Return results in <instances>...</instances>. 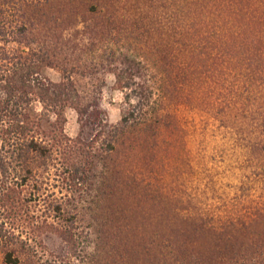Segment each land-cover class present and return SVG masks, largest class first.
<instances>
[{"label":"rangeland","instance_id":"obj_1","mask_svg":"<svg viewBox=\"0 0 264 264\" xmlns=\"http://www.w3.org/2000/svg\"><path fill=\"white\" fill-rule=\"evenodd\" d=\"M197 1L214 11L213 0ZM91 3L55 0L49 24L34 32L49 45L50 66L44 74L50 80L70 75L82 95L98 98L112 125L120 123L124 104V91L113 74L126 66L124 55L134 62L142 57L151 61L145 68L133 66L143 73L154 71L158 55L179 63L188 71L192 93H204L201 100L180 96L164 101L157 92L152 119L114 140L109 155L114 170L101 197L95 189L84 197L66 188L64 224L75 242L47 225L52 222L51 191L58 190L53 182H47V191L41 190L45 196L38 200L33 195L40 184L28 180L20 193L21 211L6 214L16 234L32 239L24 250L15 247L18 264H264V96L244 103L242 113L231 117L219 107H235L213 104L208 87L211 45L204 29L215 16H196L189 34L180 37L179 24L187 22L182 0H102L96 13L87 12ZM247 3L237 7L251 10L249 17L258 15L253 10L258 8ZM259 62L264 66L263 58ZM64 116V131L74 137L76 112L67 108ZM94 166L100 170L99 162ZM4 213L0 209V217ZM0 264H5L1 248Z\"/></svg>","mask_w":264,"mask_h":264},{"label":"trees","instance_id":"obj_2","mask_svg":"<svg viewBox=\"0 0 264 264\" xmlns=\"http://www.w3.org/2000/svg\"><path fill=\"white\" fill-rule=\"evenodd\" d=\"M54 1L4 0L1 8L0 209L5 215L15 216L21 211L20 193L28 180L35 182V186L40 184L35 187L38 192L33 195L38 200L45 196L43 190L47 191V182L52 181L51 186L58 190L51 191L54 202L48 211L53 215H49L52 222L47 225L62 239H66L68 233L69 239L75 242L77 237L69 230L66 232L64 224L66 188L84 197L95 189V196L101 197L100 189L114 170L109 163V155L115 149L114 140L134 124L143 125L152 119L153 97L160 92L158 96L164 101L180 96L193 101L201 100L204 91L199 95L192 93V86L185 78L188 71H183L179 63H167L164 56H155L152 62L154 71L146 68L143 73L133 66L143 64L145 68L151 61L146 59L143 62L141 56L142 59L134 62L133 56L124 55L126 66L113 72L117 86L124 91L121 119L116 125L109 124L98 98L82 95L70 75L54 82L44 74V69L50 66L46 47L49 45L33 34L49 24ZM248 1L213 0L215 8L210 13L203 9L207 4L202 7L197 0H182L187 4L181 9L187 22L179 24L180 37L189 34L196 16L206 12L215 16L204 29L208 30L211 45L208 87L209 97L216 108L226 102L238 110L219 105L225 117L241 114L240 107L244 103L264 96V66L259 62L260 58L264 60V3L261 5L257 0H250L247 4L257 7L258 10H253L259 14L249 17L250 6V11L241 5L237 7ZM101 2L93 0L87 12H99L101 9L97 4ZM167 29L177 33L173 26ZM193 42L191 39L189 47H193ZM166 46L169 49L170 45ZM67 108L73 109L77 115L78 131L74 137L64 131ZM164 110L162 107V113ZM154 121L159 123L158 119ZM95 161L100 163L97 172ZM95 180H99L96 188ZM5 215L0 217L3 262L18 264L21 259L15 247L24 250L32 239L16 234Z\"/></svg>","mask_w":264,"mask_h":264}]
</instances>
